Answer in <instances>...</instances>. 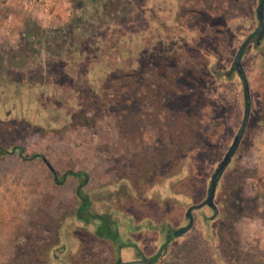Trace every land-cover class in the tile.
<instances>
[{
    "label": "rangeland",
    "instance_id": "obj_1",
    "mask_svg": "<svg viewBox=\"0 0 264 264\" xmlns=\"http://www.w3.org/2000/svg\"><path fill=\"white\" fill-rule=\"evenodd\" d=\"M57 2L0 18V264H144L167 238L156 264H264V36L242 54L251 110L217 210L196 207L243 118L231 69L259 0ZM18 146L84 173L91 210L137 248L96 237L75 215L80 177L56 183Z\"/></svg>",
    "mask_w": 264,
    "mask_h": 264
},
{
    "label": "trees",
    "instance_id": "obj_2",
    "mask_svg": "<svg viewBox=\"0 0 264 264\" xmlns=\"http://www.w3.org/2000/svg\"><path fill=\"white\" fill-rule=\"evenodd\" d=\"M32 32L30 30H28L26 32L27 36L30 35ZM255 45L258 47L260 45V42L258 43L257 41V35H253L252 38ZM245 51V49H244ZM244 53V52H243ZM232 71H234L233 69H231ZM129 91V89H127ZM80 117L83 121H89L90 117L84 116ZM15 151H17V153L23 158V159H40L45 163H48L47 160L45 159V157L42 154H38V153H34V154H25L23 151V148L18 146L14 148ZM9 151L7 149H3L0 148V154H8ZM53 176H54V180L56 183H60L62 180H64V178H66V176L71 175L73 177H80V181L79 184L76 186L75 188V195L76 198L78 200V205L75 208V215L76 218L85 223V224H91L94 227V235L100 239L106 240V241H110L111 243H113V245L117 246L116 248L119 250V248H129V247H135L137 248L136 244L133 242H129V241H124L119 233L118 230V223L116 221V219H114L110 213H96L93 212L91 210V205H92V201L89 198L87 192L84 190V185H85V181H86V175H84V173H80V172H75V171H66L63 172V174L61 176H57L56 174H54L55 172L52 171ZM224 201V200H223ZM225 202V201H224ZM213 209L216 211L217 208L216 206L213 207ZM168 240H170V238H167V241H165L160 248L150 257L148 258H144L143 263L144 264H156L163 252L164 249L167 248L168 246ZM119 254V253H117ZM121 259L120 256L118 255L116 258L115 263Z\"/></svg>",
    "mask_w": 264,
    "mask_h": 264
},
{
    "label": "water",
    "instance_id": "obj_3",
    "mask_svg": "<svg viewBox=\"0 0 264 264\" xmlns=\"http://www.w3.org/2000/svg\"><path fill=\"white\" fill-rule=\"evenodd\" d=\"M256 13L258 17V26L255 29V31L250 36H248V38H246V40H244V42L240 45V47L238 48L236 52V55L234 57L233 64H232V69H234L238 73L239 77L242 80V84H243L244 105H245L244 112H243V118H242L240 127L233 139L232 144L228 148L223 159L219 162L218 166L216 167V169L214 170L211 176L210 187H209L208 194H207L205 201L201 204H198L196 207H201L204 204H207L210 207H215L213 198L215 195V189H216L218 178L223 172V170L225 169L228 162L230 161L236 148L238 147V144L243 136L244 130L246 128V125L249 119L250 110H251L250 91H249V85L246 79V75H245V72L241 64V58H242V54L244 52L245 47L247 46L249 40L252 38L253 35H257L258 43L261 41V39L264 36V0H259V4L256 8ZM46 164L51 171H54L49 163H46ZM193 209H194V206H191L187 209L186 216L188 217L189 222L185 226L175 230L172 233V235L178 236V235L185 233L187 230L190 229V227L192 226V222H193V216H192ZM125 263L126 261H122L121 259H119L115 264H125Z\"/></svg>",
    "mask_w": 264,
    "mask_h": 264
},
{
    "label": "built area",
    "instance_id": "obj_4",
    "mask_svg": "<svg viewBox=\"0 0 264 264\" xmlns=\"http://www.w3.org/2000/svg\"><path fill=\"white\" fill-rule=\"evenodd\" d=\"M57 0H19L21 6L44 17L52 14Z\"/></svg>",
    "mask_w": 264,
    "mask_h": 264
},
{
    "label": "crops",
    "instance_id": "obj_5",
    "mask_svg": "<svg viewBox=\"0 0 264 264\" xmlns=\"http://www.w3.org/2000/svg\"><path fill=\"white\" fill-rule=\"evenodd\" d=\"M16 3H18V4H16ZM19 4H20L19 0H0V9L4 10L6 13L5 15H7V16H4V14H1L0 18L2 17V18H4V20H6L5 18L15 17L16 10H19V9H22V10H20L21 13H25V11H27V10L20 7L21 4H20V6H18ZM60 7H61V3H60V0H58L57 6H56V13L59 12L60 9L62 10V8H60ZM33 14H37V12L35 13L33 11ZM54 18H56V17L54 16Z\"/></svg>",
    "mask_w": 264,
    "mask_h": 264
},
{
    "label": "flooded vegetation",
    "instance_id": "obj_6",
    "mask_svg": "<svg viewBox=\"0 0 264 264\" xmlns=\"http://www.w3.org/2000/svg\"><path fill=\"white\" fill-rule=\"evenodd\" d=\"M213 208V207H212Z\"/></svg>",
    "mask_w": 264,
    "mask_h": 264
}]
</instances>
